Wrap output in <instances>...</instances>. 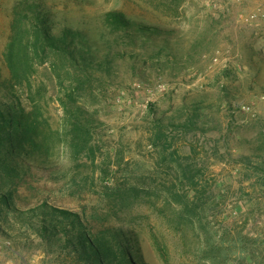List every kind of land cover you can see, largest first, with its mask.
Listing matches in <instances>:
<instances>
[{"label": "rangeland", "instance_id": "1", "mask_svg": "<svg viewBox=\"0 0 264 264\" xmlns=\"http://www.w3.org/2000/svg\"><path fill=\"white\" fill-rule=\"evenodd\" d=\"M14 1L0 0L3 78ZM41 1L55 31L100 27L103 12L124 7L122 0ZM163 22L180 38L171 39L177 57H162L163 65L117 60L109 74L85 80L50 53L32 58L19 83L0 90V102L38 119L51 147L46 175L19 188L25 199L17 206L46 200L112 226L132 237L143 264H243L232 235L264 241V0H184ZM77 107L83 129L73 124ZM4 216L0 264H69ZM206 236L228 247L227 259L204 262ZM258 256L245 264L264 263Z\"/></svg>", "mask_w": 264, "mask_h": 264}, {"label": "trees", "instance_id": "2", "mask_svg": "<svg viewBox=\"0 0 264 264\" xmlns=\"http://www.w3.org/2000/svg\"><path fill=\"white\" fill-rule=\"evenodd\" d=\"M122 1L123 9L100 15V27L86 29L67 24L55 31V19L44 1L15 0L10 8L8 41L3 51L9 75L3 78L0 72V90L8 92L12 88L8 85L18 84L21 72L27 70L32 58L42 60L50 53L82 72L85 80L95 73L109 74L117 60L128 61L135 67L147 64V59H155L154 65H163L162 57L175 59L178 49L171 39L176 36L180 44L179 29L163 25V21L179 13L184 0H144L151 8L149 13L146 6L139 5V0ZM129 3L134 8L127 7ZM80 110L77 107L72 115L76 129L85 127ZM21 112L13 103L0 102V218L5 219L4 214L10 213L15 222L36 234L40 240L37 245L45 253L63 255L69 264H143L132 237L112 226H95L87 217L49 205L46 200L25 208L17 206L19 200L25 199L19 195V188H34L31 180L38 174L46 175L49 167L45 163L51 155L48 140L38 129V119ZM0 233L5 234L1 227ZM26 239L30 240L28 235ZM230 242L240 250V263L257 261L258 254L264 259V252L257 251L264 241L259 242L258 237L238 232ZM205 245L201 250L204 262H210L217 254L218 262L227 259L228 247L223 251L216 243L208 244L207 236Z\"/></svg>", "mask_w": 264, "mask_h": 264}, {"label": "built area", "instance_id": "3", "mask_svg": "<svg viewBox=\"0 0 264 264\" xmlns=\"http://www.w3.org/2000/svg\"><path fill=\"white\" fill-rule=\"evenodd\" d=\"M244 108H248V107L244 106Z\"/></svg>", "mask_w": 264, "mask_h": 264}]
</instances>
